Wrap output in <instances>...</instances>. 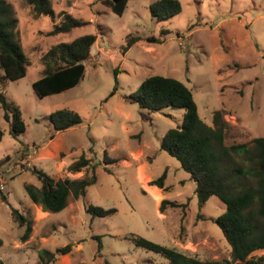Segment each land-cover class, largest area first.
Here are the masks:
<instances>
[{
	"label": "rangeland",
	"instance_id": "374dc122",
	"mask_svg": "<svg viewBox=\"0 0 264 264\" xmlns=\"http://www.w3.org/2000/svg\"><path fill=\"white\" fill-rule=\"evenodd\" d=\"M6 1L17 18L14 34L28 65L25 75L13 81L3 79L0 70V93L7 106L20 109L25 123L14 138L0 107V191L5 195L4 201L0 198V264H41L38 251L65 244H71L70 252L48 264L165 262L161 255L135 246L131 235L224 264L229 245L213 221L224 203L212 195L198 207L189 174L159 147L166 130L180 125L183 108L148 110L124 96L149 75L172 77L190 89L206 125L213 127V112L223 110L231 125L225 146L264 136V0H178L180 11L160 21L148 9L156 0H128L121 15L99 0H50L53 20L50 15L35 17L25 0ZM61 13L88 23L48 34ZM163 29L169 32L161 35ZM87 33L96 39L82 80L39 96L32 83L43 74V54L54 44ZM130 35L140 39L124 49ZM150 36L162 39L149 41ZM61 108L75 110L82 122L54 131L48 115ZM82 154L90 158L89 166L68 171ZM105 154L116 161L105 162ZM232 156L242 162V156ZM92 166L95 181L78 199L69 195L57 212L42 210L24 188L25 183L39 186L32 168L53 178L78 179L90 175ZM163 173V187L152 185ZM163 198L182 206L161 213ZM87 204L116 211L90 219ZM12 208L31 220L26 240L20 238L24 228L14 220ZM93 236H99V253Z\"/></svg>",
	"mask_w": 264,
	"mask_h": 264
},
{
	"label": "trees",
	"instance_id": "16d2710c",
	"mask_svg": "<svg viewBox=\"0 0 264 264\" xmlns=\"http://www.w3.org/2000/svg\"><path fill=\"white\" fill-rule=\"evenodd\" d=\"M32 8L35 17L54 13L50 0H25ZM128 0H99L117 15L124 11ZM149 14L156 21L170 18L180 11L178 0H156L148 6ZM17 23L14 10L6 0H0V70L2 78L16 80L26 73L28 60L15 37L14 28ZM88 22L76 18L69 13H61L58 22H53L48 34L63 33L74 27L86 25ZM169 31L161 30L165 35ZM96 36L91 33L82 34L69 42L52 45L42 56L44 71L41 77L33 81L32 86L39 96L54 94L77 85L84 76V62L90 58V49ZM140 39L130 35L126 38L124 49ZM162 38L150 36L149 41H161ZM116 71H114V76ZM115 89V86H114ZM114 89L110 92L112 94ZM129 103H136L140 108L161 110L164 107L183 108L179 126L169 128L161 138L159 147L178 160L194 182V195L198 207L212 195L217 196L225 205L224 211L213 221L229 245V257L224 264L239 262L242 264H264V136L251 138L250 143L224 145V137L230 123L224 119L223 110L213 112V127L206 125L197 114L195 101L189 88L179 80L152 74L145 77L139 86L124 96ZM0 107L3 118L9 122V133L16 138L25 130V123L17 106H7L5 97L0 93ZM48 121L54 131H60L82 122L80 115L73 109L61 108L48 115ZM3 131L0 128V140ZM242 156L241 163L234 160L232 154ZM105 162L116 161L104 155ZM232 163L231 167H226ZM90 158L84 154L70 163L68 171L79 172L88 167ZM39 181V186L25 183L24 188L30 200L40 205L44 211L57 212L67 204L68 196L74 199L85 194L86 186L95 181L94 167L90 175L78 179L53 178L47 173L31 169ZM165 173L152 180V185L163 187ZM0 198L5 195L0 191ZM181 203L162 199L158 209L162 213L166 207H180ZM116 211L114 208L104 209L87 204L85 212L90 219L106 217ZM11 213L19 226L24 228L21 240H26L31 232V220L12 208ZM201 217L202 215H198ZM203 218V216L201 217ZM96 253L101 250L99 236ZM135 246L152 251L165 258L163 264H221L215 260H201L195 253L170 248L139 236H130ZM1 244V240H0ZM71 250V244L55 248L54 251L42 249L38 251L41 264H48L56 256ZM83 264V263H79Z\"/></svg>",
	"mask_w": 264,
	"mask_h": 264
},
{
	"label": "bare ground",
	"instance_id": "6f19581e",
	"mask_svg": "<svg viewBox=\"0 0 264 264\" xmlns=\"http://www.w3.org/2000/svg\"><path fill=\"white\" fill-rule=\"evenodd\" d=\"M153 197H154L156 200H159L160 195H159L158 193H155V194H153Z\"/></svg>",
	"mask_w": 264,
	"mask_h": 264
},
{
	"label": "crops",
	"instance_id": "0c3cea01",
	"mask_svg": "<svg viewBox=\"0 0 264 264\" xmlns=\"http://www.w3.org/2000/svg\"><path fill=\"white\" fill-rule=\"evenodd\" d=\"M158 201H159V200H158ZM158 201H157V202H158ZM193 252H196V253L198 254V251H193ZM198 256H199V255H198Z\"/></svg>",
	"mask_w": 264,
	"mask_h": 264
}]
</instances>
